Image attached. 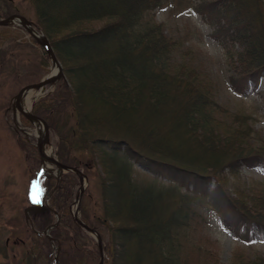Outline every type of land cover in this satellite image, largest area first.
I'll return each instance as SVG.
<instances>
[{
    "label": "trees",
    "instance_id": "16d2710c",
    "mask_svg": "<svg viewBox=\"0 0 264 264\" xmlns=\"http://www.w3.org/2000/svg\"><path fill=\"white\" fill-rule=\"evenodd\" d=\"M28 1L36 16L33 27L48 38L68 82L59 79L55 91L34 104L33 114L56 136L60 163L98 171L101 212H89L84 194L79 214L89 227L106 228L98 229L103 264H188L186 252L196 253L185 233L192 202L214 211L235 237L248 241L255 234L264 241V194L246 199L227 191L238 169L264 170V140L250 144L244 113L234 115L223 131L215 129L223 122L213 114L220 109L210 81L175 60L178 43L152 12L168 3L173 11L196 13L229 61L231 87L248 94L264 78V0ZM92 22L102 24L84 27ZM134 166L165 178L170 188L139 181ZM43 177L40 209L6 223L10 234L19 226L36 244L19 264H54L52 247L39 233L54 223V211L60 220L49 234L61 246L58 264H97L98 245L71 214L77 175ZM175 187L187 192L172 207ZM207 255L195 264L216 262ZM239 264H264V256Z\"/></svg>",
    "mask_w": 264,
    "mask_h": 264
},
{
    "label": "rangeland",
    "instance_id": "374dc122",
    "mask_svg": "<svg viewBox=\"0 0 264 264\" xmlns=\"http://www.w3.org/2000/svg\"><path fill=\"white\" fill-rule=\"evenodd\" d=\"M152 12L155 22L162 27L164 34L178 43L175 48V60L187 62L210 81L214 105L220 109L219 112H213V114H215L216 120L223 122L220 123L218 129H215L218 132L223 131L224 126L227 127L231 124L234 115L241 116L244 113L249 116L246 121L252 131L250 144L257 145L263 141L264 78H261L257 89L250 85L248 94H238L231 87L229 76L233 74V71L228 64V59L224 56L222 47L213 40L210 36L211 28L203 23L196 13L190 9L173 11L168 3H163L160 8H156ZM13 13L24 16L30 24L34 25L36 16L28 0H0V20ZM101 24L102 22H92L84 27L98 28ZM234 50L238 51L239 47L237 46ZM60 65H62L61 62ZM53 68L55 69L49 56L25 30L17 25L0 27V264H19L24 253L36 246L25 233L26 231L19 226H17L19 232L16 235L10 234L6 223L16 218L22 221V219L28 218V215L38 211L40 205L36 204V199L37 196L40 198V194L36 190V180L40 182L44 175L52 177L56 173L52 164L47 162L46 167L40 161L41 157L35 146L36 130L33 124L30 120L22 117L17 110L14 111L16 94L26 84L37 83L52 72ZM61 80L65 81L68 86L65 76ZM57 83L45 86L44 93L40 94V97L38 96L37 101L53 93ZM31 91L37 93L39 90L32 89ZM29 99L35 101L34 96H29ZM25 109L27 110L26 107L21 108L24 111ZM21 130L25 131L27 135H24ZM21 138L22 140H20ZM47 140L43 144V149L51 152L52 157L57 159L58 140L50 130ZM41 167L43 171L40 173ZM134 171L133 174L139 181L145 179L156 188L159 186L170 188L169 182L165 178H155L153 174L143 171L138 166H134ZM82 172L86 181L82 195L88 196L89 212L100 214L98 171L95 167L87 165L83 167ZM237 174L235 179L229 177L227 183V191L231 196L245 195L247 199L255 194H264L263 169L242 167L238 169ZM79 187L80 183L74 190L75 196ZM237 188L240 193L236 192ZM186 192L183 187L174 188L173 197L176 201L172 207L177 205L180 195L186 194ZM196 203H191L194 215L191 225L185 229L189 239L187 240L189 250L190 246L196 247L190 250L192 253H196L190 255L188 251L186 252L189 257L187 258L188 264H195L194 261L201 260L205 253L214 256L216 262L213 264H239L247 262V260H254L258 256H264L263 240L255 235L248 241L235 237L227 228L223 227L214 211L200 202ZM72 212H74V202L71 208ZM103 227L97 226L94 229L97 232L99 229L105 233L106 228L103 229ZM107 237L106 233V241ZM7 239L9 242L5 244ZM19 240L26 242L19 245ZM49 245L51 247L50 241ZM45 251L44 248L43 253ZM41 260L43 261L45 258L42 257Z\"/></svg>",
    "mask_w": 264,
    "mask_h": 264
},
{
    "label": "water",
    "instance_id": "95a60500",
    "mask_svg": "<svg viewBox=\"0 0 264 264\" xmlns=\"http://www.w3.org/2000/svg\"><path fill=\"white\" fill-rule=\"evenodd\" d=\"M17 25L19 27H21L23 30H25L27 32L28 35H30L32 37V39L34 41H36L38 43V45H40L44 52L49 56V59L51 61L52 66L55 67V69L50 72L49 74H47L46 76H44L41 80H39L37 83L34 84H28L25 87H23L14 97L15 99V103H14V111L17 110L22 117H24L26 120H30V122L33 124V126L35 127V129L37 128V126H41L42 130H44V136L43 137H39L38 135L34 136V140L36 141V150L39 153L40 161L42 162V159L45 158L44 157V153L43 151H41V149L43 148V144L44 142L48 141V137H49V130H48V126L46 124V122L44 121V119H42L39 116H36L32 113L33 109V104L31 106H29L27 108V110H21L19 107V103H20V98L21 95L26 92V90L31 91L32 89H42L45 86H47L48 84H52L55 83L56 81H58V79H60L63 76V72H62V65H60L59 60L57 59L56 55L54 54L53 48L51 46V44H49L46 36H44L43 34H40L39 32H37L35 29H33L32 24H30V22H28L24 16H20L18 14H12L11 16L4 18L2 20H0V26L2 25ZM35 32V34L32 33ZM41 38L38 39L37 35ZM37 101V100H36ZM23 132L24 135H27V133L23 130H21ZM46 160L52 164L55 167V177L56 179H60V177L62 176L63 173H75L78 176V182L80 183V187L77 190V194L75 196V200H74V212L73 214V220L76 221L81 228L87 233L89 234L96 242V245H98V255H99V262L98 264H103V260H104V252H103V244H102V240H101V236L100 234H98V232L93 229L90 228L87 224H84L81 221L80 218V214H79V205H80V199L81 196L83 194V190L85 188L86 185V181H85V176L84 174L78 170L76 167H70L68 165L65 164H61L57 159L51 157V158H46ZM41 171H43L42 167L40 169V173ZM54 215H55V221L52 225H49L46 229H44L41 234L43 236H46L48 238V240L51 242V247H53V250L55 251V255H54V264H58V251H59V246H54L53 245V238L49 235V232L54 229V227L57 226L60 216L59 214H57L56 211H54Z\"/></svg>",
    "mask_w": 264,
    "mask_h": 264
},
{
    "label": "bare ground",
    "instance_id": "6f19581e",
    "mask_svg": "<svg viewBox=\"0 0 264 264\" xmlns=\"http://www.w3.org/2000/svg\"><path fill=\"white\" fill-rule=\"evenodd\" d=\"M35 13V12H34ZM32 33L33 34H35V32H33L32 31ZM37 35V37H38V39H41L39 36H38V34H36ZM54 69V68H53ZM42 93H44V88H42V89H40L39 91H37V93L36 92H32V91H28V90H26V92H24L22 95H21V100H20V103H19V107H20V109L21 108H24V107H26V108H28L29 106H31L32 105V103H34V101L33 100H31V99H29V96H34V100H36L37 99V97L40 95V94H42ZM40 97V96H39ZM26 110V109H25ZM36 130V135H38L39 137H43L44 136V130H42V128H41V126L39 125V126H37V128L35 129ZM33 135V134H32ZM41 151H43V153H44V157L45 158H43L42 159V162L44 163V165H46V167H47V160H46V158H51L52 157V154H51V152H49V151H45L43 148L41 149ZM87 166V165H86ZM93 167V166H92ZM42 180V179H41ZM166 182V181H165ZM58 183V182H57ZM159 183V182H158ZM167 184V183H166ZM155 186V185H154ZM167 186V185H166ZM57 187H59V186H57ZM55 188V187H54ZM59 188H61V187H59ZM180 189V188H179ZM58 190V189H57ZM177 190V189H176ZM44 192V191H43ZM57 192V191H56ZM172 192V191H171ZM65 193H67V192H65ZM58 196H59V194H58ZM179 196V195H178ZM41 197V196H40ZM62 197V196H61ZM162 197V196H161ZM174 198V197H173ZM172 198V199H173ZM171 198H170V200H172ZM173 204V203H172ZM49 205V204H48ZM55 205V204H54ZM57 205V204H56ZM168 206V205H167ZM56 210V209H55ZM58 213V212H57ZM68 214V213H67ZM52 216H53V214H52ZM65 216V215H64ZM68 216H69V214H68ZM65 218H66V216H65ZM70 218V217H69ZM63 219V218H62ZM62 221V220H61ZM66 221H67V219H66ZM44 222V221H43ZM72 222V221H71ZM30 223V222H29ZM73 224V223H72ZM63 226V225H62ZM68 228V227H67ZM63 229H64V227H63ZM44 230V229H43ZM60 230V229H59ZM90 241H92V240H90ZM89 242V241H88ZM86 243H87V241H86ZM60 244V243H59ZM93 245V244H92ZM61 247V246H60ZM82 247V246H81ZM83 248H84V245H83ZM208 256V255H207ZM205 257V256H204Z\"/></svg>",
    "mask_w": 264,
    "mask_h": 264
}]
</instances>
